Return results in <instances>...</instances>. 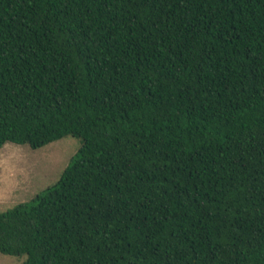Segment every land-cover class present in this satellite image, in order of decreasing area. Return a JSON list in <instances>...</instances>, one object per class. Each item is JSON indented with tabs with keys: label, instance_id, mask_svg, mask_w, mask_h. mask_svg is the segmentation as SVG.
<instances>
[{
	"label": "trees",
	"instance_id": "trees-1",
	"mask_svg": "<svg viewBox=\"0 0 264 264\" xmlns=\"http://www.w3.org/2000/svg\"><path fill=\"white\" fill-rule=\"evenodd\" d=\"M64 137L0 255L264 264V0H0V149Z\"/></svg>",
	"mask_w": 264,
	"mask_h": 264
},
{
	"label": "rangeland",
	"instance_id": "rangeland-1",
	"mask_svg": "<svg viewBox=\"0 0 264 264\" xmlns=\"http://www.w3.org/2000/svg\"><path fill=\"white\" fill-rule=\"evenodd\" d=\"M80 148L78 139L64 137L40 149L5 144L0 149V213L29 202L60 177ZM25 257L0 255V264H22Z\"/></svg>",
	"mask_w": 264,
	"mask_h": 264
}]
</instances>
